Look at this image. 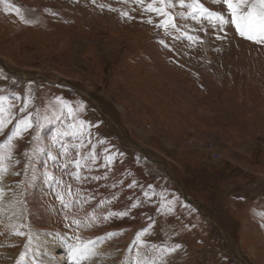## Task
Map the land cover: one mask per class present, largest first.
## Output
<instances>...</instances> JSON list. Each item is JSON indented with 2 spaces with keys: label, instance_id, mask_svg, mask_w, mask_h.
I'll return each mask as SVG.
<instances>
[{
  "label": "rangeland",
  "instance_id": "rangeland-1",
  "mask_svg": "<svg viewBox=\"0 0 264 264\" xmlns=\"http://www.w3.org/2000/svg\"><path fill=\"white\" fill-rule=\"evenodd\" d=\"M194 2L0 0V264H264V43Z\"/></svg>",
  "mask_w": 264,
  "mask_h": 264
},
{
  "label": "snow or ice",
  "instance_id": "snow-or-ice-1",
  "mask_svg": "<svg viewBox=\"0 0 264 264\" xmlns=\"http://www.w3.org/2000/svg\"><path fill=\"white\" fill-rule=\"evenodd\" d=\"M226 6L228 16L225 17L222 13L212 12L205 9L203 4H200L198 0L189 7L198 9L201 16L206 17L209 23L213 26L218 25L223 28L225 24L234 26L236 33L241 37L251 40L256 43H264V0H219ZM164 3V0H161ZM183 4V0H181ZM171 7V4L167 5ZM148 10L157 11L159 13L167 15L164 8H152L149 5ZM195 18V16L193 17ZM192 39V37H189ZM22 235V233H15ZM86 249H78L73 247L70 255L75 259L80 255H84Z\"/></svg>",
  "mask_w": 264,
  "mask_h": 264
},
{
  "label": "bare ground",
  "instance_id": "bare-ground-1",
  "mask_svg": "<svg viewBox=\"0 0 264 264\" xmlns=\"http://www.w3.org/2000/svg\"><path fill=\"white\" fill-rule=\"evenodd\" d=\"M3 186H5V185H3ZM6 188L8 190L7 186H6ZM5 192H6V189L4 187L2 192H0V195H1V193H4L2 195V197H0V242L7 241V239L9 238L8 237L9 232L13 231V230L9 231L11 229L10 227H12L13 224H18V221L21 220V214H20L21 210L18 207L17 199H15L16 195H14V196L13 195H9V194H6ZM8 192H10V191H8ZM10 194H11V192H10ZM47 237H46V239H48ZM47 244L48 245H46V244L41 245L42 251L47 254L46 256L41 254L42 258L44 259V261L47 262V264H66V263H70V261L72 259L71 256L69 257L70 261L62 263L61 259L63 260L65 258V255L64 256L63 255H57V256L56 255H54V256L52 255V250H56V248L57 249L58 248L61 249V247H64L66 249L65 246L68 244V242L66 243V242L63 241L61 244H59V242H58L56 244L57 245L56 248H55V246L54 247L51 246V244L49 242H47ZM0 245H2V244H0ZM59 245H61V246H59Z\"/></svg>",
  "mask_w": 264,
  "mask_h": 264
},
{
  "label": "trees",
  "instance_id": "trees-1",
  "mask_svg": "<svg viewBox=\"0 0 264 264\" xmlns=\"http://www.w3.org/2000/svg\"><path fill=\"white\" fill-rule=\"evenodd\" d=\"M213 171H214L212 174L213 177L215 179H219V180L215 181L214 178H212V180H209V181L204 180L202 186L199 187V190L201 192L213 193V194H214V192H217V194L220 193V195H223V196H235V197L239 196L240 193L238 192V190H239L240 185H238L237 183L232 184L231 177L229 176V175L234 173V170L231 168L230 163H225L224 165L220 166L217 170H213ZM183 184H184L186 190H188V186L184 181H183ZM224 184H226V185L228 184L229 186L227 188H223ZM189 191H190V189H189ZM192 196H193V194H192ZM242 196H244V193H242ZM197 198L202 199V200L204 199L203 200L204 204H206L207 201L213 200L212 198L206 199L202 196L197 197ZM205 206L206 205H204V207ZM205 208L208 209L206 211H209V208H207V206Z\"/></svg>",
  "mask_w": 264,
  "mask_h": 264
},
{
  "label": "water",
  "instance_id": "water-1",
  "mask_svg": "<svg viewBox=\"0 0 264 264\" xmlns=\"http://www.w3.org/2000/svg\"><path fill=\"white\" fill-rule=\"evenodd\" d=\"M164 169H165V171H166V172H167V173L173 178V175L170 174L169 169H168V166H167L166 164H164ZM175 180L177 181V183H179V184L181 185V183H180V181H179L178 179H175ZM184 196H185V199H186L188 202H190V203H192V204H194V203H198V205H199V207H200V203H199V202H197V201H192V200H189V199H188V196H187L186 192H185Z\"/></svg>",
  "mask_w": 264,
  "mask_h": 264
},
{
  "label": "crops",
  "instance_id": "crops-1",
  "mask_svg": "<svg viewBox=\"0 0 264 264\" xmlns=\"http://www.w3.org/2000/svg\"><path fill=\"white\" fill-rule=\"evenodd\" d=\"M234 196H232L231 198H233ZM234 199H238V201H242V192H240V194H239V196H237V197H234ZM189 235V234H188ZM187 234H185L182 238H183V240L186 238V236H188ZM162 254V253H161ZM187 257H188V254H187V256H186V258H184V260H186L187 259ZM162 258H163V256H162ZM161 258V259H162ZM189 258V257H188ZM163 259H165V258H163Z\"/></svg>",
  "mask_w": 264,
  "mask_h": 264
}]
</instances>
